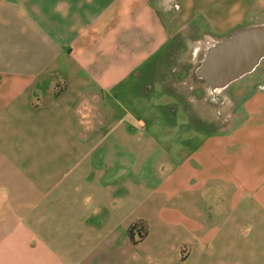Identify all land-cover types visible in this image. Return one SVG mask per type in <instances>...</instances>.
<instances>
[{
    "label": "crops",
    "instance_id": "crops-1",
    "mask_svg": "<svg viewBox=\"0 0 264 264\" xmlns=\"http://www.w3.org/2000/svg\"><path fill=\"white\" fill-rule=\"evenodd\" d=\"M189 23L224 37L264 0H0V264H264V87L192 164L144 175L164 110L201 118L165 84ZM207 195L227 201V259L205 258Z\"/></svg>",
    "mask_w": 264,
    "mask_h": 264
},
{
    "label": "rangeland",
    "instance_id": "rangeland-1",
    "mask_svg": "<svg viewBox=\"0 0 264 264\" xmlns=\"http://www.w3.org/2000/svg\"><path fill=\"white\" fill-rule=\"evenodd\" d=\"M230 34L231 32H228L224 37ZM224 37H219L211 32L209 27L205 29V27L189 23L176 32L175 38L171 42V49L165 58V63L168 66L165 84L169 85V89L173 87L178 92V98L182 96L191 99L193 97L194 101H197L195 96L199 95L201 118L185 120L181 118L179 110L177 115L170 117L164 110L161 115L162 120L154 121L162 131L154 138L162 142V146L165 145L166 150L160 153H149L150 157L144 167L146 180L151 182L153 189L158 186L157 183L161 178L169 176L170 173L182 167L183 162H190L188 159L202 149H208L215 129L218 132H227L228 129L235 126L242 118L241 101L245 95L256 85L264 87V59L252 72L215 92H212L206 83L195 76V68L202 61L206 48ZM178 71H180V75ZM167 96L165 93V97ZM173 99L171 97V100L175 102ZM128 109L129 106L125 104L120 107V111L128 112ZM147 128L152 129L150 125H147ZM155 129H157L156 125L153 127V130ZM193 163L198 167L196 162L193 161ZM208 186V193L213 194V185ZM192 187L194 188L193 192H197L195 185L191 184L189 188L178 189V193L186 194L192 190ZM208 195L205 202L200 203L201 213H211L214 210L215 217L207 225L206 230L199 233L201 242L207 246L205 258L227 259V230H224L225 222H223L226 218L227 224V201L225 209L217 212L218 210L209 200ZM224 244L226 246H223Z\"/></svg>",
    "mask_w": 264,
    "mask_h": 264
},
{
    "label": "water",
    "instance_id": "water-1",
    "mask_svg": "<svg viewBox=\"0 0 264 264\" xmlns=\"http://www.w3.org/2000/svg\"><path fill=\"white\" fill-rule=\"evenodd\" d=\"M264 59V23L237 29L206 48L195 76L212 92L252 72Z\"/></svg>",
    "mask_w": 264,
    "mask_h": 264
}]
</instances>
